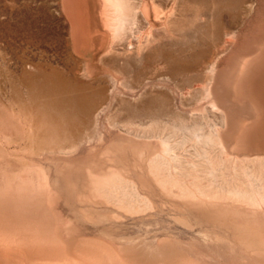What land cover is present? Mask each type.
Listing matches in <instances>:
<instances>
[{"label":"bare ground","instance_id":"bare-ground-1","mask_svg":"<svg viewBox=\"0 0 264 264\" xmlns=\"http://www.w3.org/2000/svg\"><path fill=\"white\" fill-rule=\"evenodd\" d=\"M252 8L247 0H5L0 264H209L170 232L156 243L118 234L161 211L179 224L241 227L264 215V172L234 167L227 147L233 140L232 151H243L255 122L264 145V78L256 118L239 129L245 114L230 98L233 89L241 101L264 45L244 60L234 88L223 69L236 52L232 21ZM105 117L109 143L90 141V125ZM261 239L241 243L264 258ZM235 246L225 244L231 254Z\"/></svg>","mask_w":264,"mask_h":264},{"label":"rangeland","instance_id":"rangeland-1","mask_svg":"<svg viewBox=\"0 0 264 264\" xmlns=\"http://www.w3.org/2000/svg\"><path fill=\"white\" fill-rule=\"evenodd\" d=\"M4 2L5 0H0V46H1L0 48H2L1 39L3 40L2 36L4 34V28H3L4 15L2 14ZM247 2L249 5H252L253 7L251 14L248 13L247 15L246 13L244 16L241 15L242 17L237 16L234 19L235 21L234 20L232 21V26H231L232 28L230 30L231 32L230 35H232L235 38V42L230 50L232 51L235 48L236 52L235 55L232 56L230 61L226 63L225 68H223L225 73L228 74L230 77H232L231 86L233 88H234V83H236L237 78L239 76L240 68L244 64V60L247 57H250L251 55L255 54L261 48V46L264 45V0H247ZM259 9L261 10L259 11ZM255 11L256 13L258 12L259 16L254 21L251 22L250 27L244 29L245 20H248L250 15L256 14ZM226 13L228 12L225 11L224 15ZM255 40L258 41V43L253 47L252 50L246 51L245 49L247 42L255 41ZM242 46L243 47L245 46V48L241 50ZM230 50L228 51V53L231 52ZM238 51L241 53H239ZM223 56L225 60H227L226 55ZM228 69L229 72H227ZM231 71L232 73L230 74ZM246 71L247 73L243 78L242 86H241L242 98L240 102L233 101V98H235L237 94L236 91H234L233 89L230 90L231 103H233L234 106L237 107L238 110H240L243 115L245 114L244 117L245 119L241 122L238 129L243 126V123L245 121L253 120L256 118L257 112L254 101H256L258 94H256L255 89L257 87V80L261 77L264 78V52L262 53V55H260V57L257 58V60L252 61L247 66ZM225 78L226 77H224V79ZM224 79L222 78V80ZM185 102L187 103V101L182 100V104H184ZM108 121L109 118L107 117L102 118L100 121L101 124L98 125V129L96 130L94 129L95 127L93 125H90V128L87 130L88 131L87 136L90 139V141L93 140L95 142H99L102 140L103 145L104 144L107 145L109 143V137L105 135L102 129V126H105V124L108 123ZM261 133L262 131H260L258 122H255L248 131V135L246 138V146L241 152L235 153L232 151L231 148L234 143L233 140L227 142V147L230 153L236 156L235 158L237 162L235 161L234 163L232 162L234 167L239 168L240 165L245 167L249 166V168H253L260 172L261 171L264 172V157H263L264 145L260 143ZM116 137L118 138V136ZM179 154L183 156L185 152L182 151ZM36 159H39V157L37 156ZM246 164H250V165H246ZM26 167L35 168L34 161L29 160L26 163ZM52 168L53 167H51V172H55V170ZM191 177L192 174L188 178L191 179ZM263 217L264 215L258 216L257 220H259V222L256 220L255 223L254 222L248 223L247 226H243V227H241V225H238L236 223H232L231 221L225 222L221 220L196 221L192 219L187 221L185 220L182 222V224H179L170 217L169 213L161 211L155 213L153 216L142 217L135 221L129 222L127 224V227L123 228V230L118 234V236H121L123 234H127V235L129 234V235L141 236V237L147 236L146 240L148 239V241L156 243L161 235H165V233L167 234L168 232H170L171 236L174 239L188 246L191 245L195 246L197 249L196 254L199 257V259L208 261L209 264H229V263L236 264L237 261H238L237 264H264L263 257L259 256L258 254L255 255L254 253H252V251L246 250L245 248L247 245H242L241 243L242 242L241 239L251 241L252 238L254 242H260L258 241L259 238L264 239ZM254 226L258 227L260 230H263V232H261L260 230L254 231L252 228ZM204 234H206V236ZM258 235H261L262 237ZM263 239H261L262 241L261 244L264 249ZM228 242H230V245L231 243H234L236 245L235 246L236 254H234V252H232L231 254L230 251L225 247V244ZM216 248H218L219 251ZM229 257L231 259H229Z\"/></svg>","mask_w":264,"mask_h":264}]
</instances>
